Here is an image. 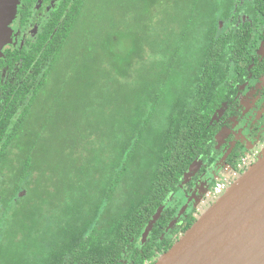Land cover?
Instances as JSON below:
<instances>
[{"label":"trees","instance_id":"1","mask_svg":"<svg viewBox=\"0 0 264 264\" xmlns=\"http://www.w3.org/2000/svg\"><path fill=\"white\" fill-rule=\"evenodd\" d=\"M226 2L66 0L36 47L4 51L27 76L0 80V264L160 257V209L214 152L221 86L247 42ZM55 118L75 136L54 147Z\"/></svg>","mask_w":264,"mask_h":264},{"label":"flooded vegetation","instance_id":"2","mask_svg":"<svg viewBox=\"0 0 264 264\" xmlns=\"http://www.w3.org/2000/svg\"><path fill=\"white\" fill-rule=\"evenodd\" d=\"M226 1L233 2L227 29H247V42L242 54L230 62L221 86L226 98L215 114L218 126L215 150L208 160L194 162L181 179L177 191L162 205L160 213L169 219L162 229L159 224L155 230L154 256H160L165 241H177L184 233V225L190 219L198 218L214 201L212 189L216 181L224 179L225 184L230 185L243 173L242 170L257 160L264 147V0ZM65 2L20 0L11 23L10 42L0 58V80L4 84L25 75L19 61L14 56L5 58L4 51L9 49L14 54L26 45L36 47L44 39L46 27L61 23L63 15L60 10ZM242 159L244 169L236 172ZM150 232L147 241L154 237Z\"/></svg>","mask_w":264,"mask_h":264},{"label":"water","instance_id":"3","mask_svg":"<svg viewBox=\"0 0 264 264\" xmlns=\"http://www.w3.org/2000/svg\"><path fill=\"white\" fill-rule=\"evenodd\" d=\"M19 2L0 0V58ZM152 264H264V153Z\"/></svg>","mask_w":264,"mask_h":264},{"label":"rangeland","instance_id":"4","mask_svg":"<svg viewBox=\"0 0 264 264\" xmlns=\"http://www.w3.org/2000/svg\"><path fill=\"white\" fill-rule=\"evenodd\" d=\"M68 115H73V112L69 111ZM64 126H66L65 130H63ZM73 126H74L73 118H70L67 120L60 119V118L54 119L53 125L50 130V135H49L50 142L54 145V147L58 146L64 139L70 140L72 139L73 136H75ZM263 153H264V147L260 155Z\"/></svg>","mask_w":264,"mask_h":264},{"label":"built area","instance_id":"5","mask_svg":"<svg viewBox=\"0 0 264 264\" xmlns=\"http://www.w3.org/2000/svg\"><path fill=\"white\" fill-rule=\"evenodd\" d=\"M245 166V162L242 159L238 164H237V169H235L236 172L242 169H244ZM244 172V170H242ZM240 173V172H239ZM229 184H225V180L224 179H220L218 181H216V183L213 186L212 189V195L214 197V201L228 188Z\"/></svg>","mask_w":264,"mask_h":264}]
</instances>
